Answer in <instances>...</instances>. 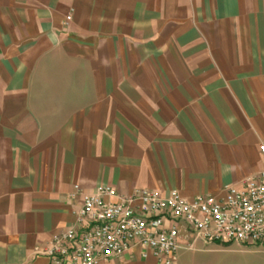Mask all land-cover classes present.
Masks as SVG:
<instances>
[{
  "label": "crops",
  "instance_id": "obj_1",
  "mask_svg": "<svg viewBox=\"0 0 264 264\" xmlns=\"http://www.w3.org/2000/svg\"><path fill=\"white\" fill-rule=\"evenodd\" d=\"M262 143L264 0H0V264H49L100 185L217 194ZM199 242L264 264V245L185 230L176 264Z\"/></svg>",
  "mask_w": 264,
  "mask_h": 264
},
{
  "label": "built area",
  "instance_id": "obj_2",
  "mask_svg": "<svg viewBox=\"0 0 264 264\" xmlns=\"http://www.w3.org/2000/svg\"><path fill=\"white\" fill-rule=\"evenodd\" d=\"M260 151L264 163V143ZM76 218L75 225L49 241V264H101L134 247L143 259L152 256L159 264H176L182 230L207 244L264 245V165L239 185L192 198L176 188L165 193L137 188L121 195L110 185H100L84 194Z\"/></svg>",
  "mask_w": 264,
  "mask_h": 264
},
{
  "label": "rangeland",
  "instance_id": "obj_3",
  "mask_svg": "<svg viewBox=\"0 0 264 264\" xmlns=\"http://www.w3.org/2000/svg\"><path fill=\"white\" fill-rule=\"evenodd\" d=\"M200 245H202L201 242L190 247L193 252L184 259L185 264H228L231 262V254L200 252V250H198ZM204 246H206V244H204Z\"/></svg>",
  "mask_w": 264,
  "mask_h": 264
}]
</instances>
